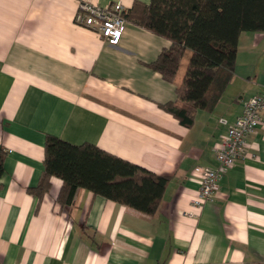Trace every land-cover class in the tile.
<instances>
[{"label":"crops","instance_id":"1","mask_svg":"<svg viewBox=\"0 0 264 264\" xmlns=\"http://www.w3.org/2000/svg\"><path fill=\"white\" fill-rule=\"evenodd\" d=\"M82 1L0 0V264H264V110L213 200L191 203L197 169L215 166L227 127L264 93V32L239 35L222 95L185 126L160 104L175 100L187 62L172 81L149 66L171 41L125 18L119 44L109 45L75 21ZM86 1H120L125 12L135 0ZM47 135L168 175L156 211L82 187L61 205L57 176L31 193Z\"/></svg>","mask_w":264,"mask_h":264},{"label":"trees","instance_id":"2","mask_svg":"<svg viewBox=\"0 0 264 264\" xmlns=\"http://www.w3.org/2000/svg\"><path fill=\"white\" fill-rule=\"evenodd\" d=\"M123 15L171 41L149 64L163 79L175 78L189 51L175 100L160 104L185 126L192 124L196 110H212L222 95L233 75L239 35L264 32V0H135ZM43 163L39 183L28 190L41 195L50 177L57 176L61 185L55 199L61 205L72 203L82 187L152 214L169 178L93 143L74 144L53 135L46 136Z\"/></svg>","mask_w":264,"mask_h":264},{"label":"built area","instance_id":"3","mask_svg":"<svg viewBox=\"0 0 264 264\" xmlns=\"http://www.w3.org/2000/svg\"><path fill=\"white\" fill-rule=\"evenodd\" d=\"M123 13L124 8L120 1L99 6L85 0L78 6L75 21L95 30L107 44L117 45L127 22ZM262 110H264V93L252 95L244 102L241 113L227 127L215 147V166L197 169L200 173V186L191 200L193 207L199 209L206 202L213 200L222 174L233 166L237 159L245 156L248 136L260 124Z\"/></svg>","mask_w":264,"mask_h":264},{"label":"rangeland","instance_id":"4","mask_svg":"<svg viewBox=\"0 0 264 264\" xmlns=\"http://www.w3.org/2000/svg\"><path fill=\"white\" fill-rule=\"evenodd\" d=\"M188 57H189V51H187V52L184 54V56H183V60H182V63H181L182 67L185 65V62H187Z\"/></svg>","mask_w":264,"mask_h":264}]
</instances>
